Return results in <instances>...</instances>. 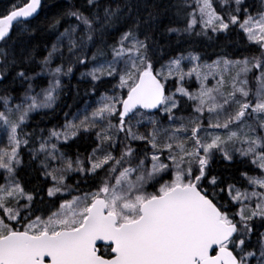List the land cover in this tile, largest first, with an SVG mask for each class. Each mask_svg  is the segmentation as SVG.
I'll use <instances>...</instances> for the list:
<instances>
[{
  "label": "snow or ice",
  "instance_id": "1",
  "mask_svg": "<svg viewBox=\"0 0 264 264\" xmlns=\"http://www.w3.org/2000/svg\"><path fill=\"white\" fill-rule=\"evenodd\" d=\"M40 8L0 13V264H264V0Z\"/></svg>",
  "mask_w": 264,
  "mask_h": 264
},
{
  "label": "trees",
  "instance_id": "2",
  "mask_svg": "<svg viewBox=\"0 0 264 264\" xmlns=\"http://www.w3.org/2000/svg\"><path fill=\"white\" fill-rule=\"evenodd\" d=\"M25 0H0V13L5 12L9 8L13 7L14 5H23ZM69 0H42L41 8L36 15V17L32 20V26L39 25L41 29L45 28L47 23L56 15V13L60 10V6L67 4ZM74 2V0H73ZM258 2V0H257ZM54 41V36H52L47 31H37L34 43L38 46L37 54H46L45 46L48 45L50 42ZM164 43V41H161ZM187 47V45H185ZM209 55H213V50H207ZM213 55V59H214ZM210 62V61H209ZM83 71V69H81ZM79 82V86L81 89L86 87L87 85L84 84L83 81H80V74L79 72L74 71L73 76L69 80V78H65V84L67 89H71L68 91L66 95L62 97V100L65 101L68 105L76 106L80 103V101L75 97V88ZM67 110V109H64ZM59 109L57 112L59 113ZM62 119V116L60 117ZM40 119V117H37ZM46 122L51 125L55 122V117L52 118H45Z\"/></svg>",
  "mask_w": 264,
  "mask_h": 264
},
{
  "label": "rangeland",
  "instance_id": "3",
  "mask_svg": "<svg viewBox=\"0 0 264 264\" xmlns=\"http://www.w3.org/2000/svg\"><path fill=\"white\" fill-rule=\"evenodd\" d=\"M187 86H190V87H195L196 86V84H195V82H192L190 85H187Z\"/></svg>",
  "mask_w": 264,
  "mask_h": 264
},
{
  "label": "water",
  "instance_id": "4",
  "mask_svg": "<svg viewBox=\"0 0 264 264\" xmlns=\"http://www.w3.org/2000/svg\"><path fill=\"white\" fill-rule=\"evenodd\" d=\"M41 2H42V0H41Z\"/></svg>",
  "mask_w": 264,
  "mask_h": 264
}]
</instances>
